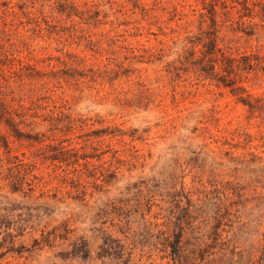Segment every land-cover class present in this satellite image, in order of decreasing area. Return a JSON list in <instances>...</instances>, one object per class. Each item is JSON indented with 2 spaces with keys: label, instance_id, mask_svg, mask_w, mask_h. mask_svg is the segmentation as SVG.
Instances as JSON below:
<instances>
[{
  "label": "rangeland",
  "instance_id": "obj_1",
  "mask_svg": "<svg viewBox=\"0 0 264 264\" xmlns=\"http://www.w3.org/2000/svg\"><path fill=\"white\" fill-rule=\"evenodd\" d=\"M253 1L0 0V264H264Z\"/></svg>",
  "mask_w": 264,
  "mask_h": 264
},
{
  "label": "trees",
  "instance_id": "obj_2",
  "mask_svg": "<svg viewBox=\"0 0 264 264\" xmlns=\"http://www.w3.org/2000/svg\"><path fill=\"white\" fill-rule=\"evenodd\" d=\"M211 2H220V3H225L226 0H209V5H211ZM232 2L237 3V4H242V8L244 10H247L249 13L252 12V9L250 8V3L254 5L253 0H232ZM205 3V2H204ZM255 3L261 6V11L263 12L262 18H264V0H255ZM193 13H198L199 15H203L202 13L197 12V10L193 9Z\"/></svg>",
  "mask_w": 264,
  "mask_h": 264
}]
</instances>
